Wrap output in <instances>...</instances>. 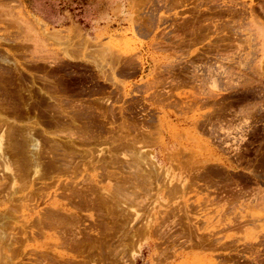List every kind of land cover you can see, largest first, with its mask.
<instances>
[{"label":"rangeland","instance_id":"rangeland-1","mask_svg":"<svg viewBox=\"0 0 264 264\" xmlns=\"http://www.w3.org/2000/svg\"><path fill=\"white\" fill-rule=\"evenodd\" d=\"M261 27L264 0H0V144L12 166L0 160V212L13 211L0 218V264H264ZM30 136L45 180L22 167ZM52 159L70 167L59 173ZM60 184L76 196L56 200L71 199L85 224L27 229L10 244L23 205L47 207L28 198L31 186L52 201Z\"/></svg>","mask_w":264,"mask_h":264},{"label":"bare ground","instance_id":"bare-ground-1","mask_svg":"<svg viewBox=\"0 0 264 264\" xmlns=\"http://www.w3.org/2000/svg\"><path fill=\"white\" fill-rule=\"evenodd\" d=\"M229 8V7H228ZM231 9H233V7L231 8ZM224 10V9H223ZM222 10V11H223ZM222 11H221V14H222ZM232 11H235V10H232ZM237 11V12H236ZM236 11L235 12H231L232 13V18L233 19H236V23H238V27H239V29L241 30V29H243L244 28V30L246 31V30H249L250 32L251 31H254V28H253V26H254V24L251 22H249L250 23V26H249V28L248 27H245V23L244 24H242V22H243V16H241V12L240 13H238V9H236ZM217 13V12H216ZM216 13L214 14V15H216ZM225 13H223L222 15H220L219 13L217 14V16H214L215 18L216 17H219V20L221 19L220 18V16L222 17L223 15H224ZM219 15V16H218ZM213 17V18H214ZM230 17V16H229ZM199 18V17H198ZM212 18V19H213ZM200 20V19H199ZM198 20V21H199ZM209 20H211V19H209ZM253 20V19H252ZM197 21V20H196ZM211 21H213V20H211ZM254 22V21H253ZM258 22V21H257ZM248 23V22H247ZM247 26L249 25V24H246ZM33 26V25H32ZM31 26V27H32ZM221 26V25H220ZM255 26H256V24H255ZM35 27V26H34ZM237 27V28H238ZM257 27V26H256ZM29 28V27H28ZM221 28H223V27H221ZM224 29V28H223ZM236 29V28H235ZM260 30V33H258L260 36H261V38L262 37H264V27H261V28H259ZM236 30H238V29H236ZM239 30V31H240ZM209 31V30H208ZM219 31V30H218ZM257 31V30H256ZM256 31H255V33H256ZM74 32V31H73ZM244 31L242 30V33H243ZM248 32V31H247ZM57 33V32H56ZM249 33V32H248ZM252 33V32H251ZM250 33V34H251ZM60 33H57V35L56 36H58ZM250 34H249V36H250ZM47 35V34H46ZM45 36V35H44ZM53 36V35H52ZM62 36V35H61ZM60 36V37H61ZM55 37V36H54ZM78 37V36H77ZM256 37H258V35L256 36ZM72 38V37H71ZM250 38V37H249ZM249 38H248V40H249ZM55 39V38H54ZM58 39V38H57ZM63 39V38H62ZM61 40V39H60ZM58 41V40H57ZM249 42V41H248ZM36 94V93H35ZM29 96H32V95H30L29 94ZM31 99H34V98H31ZM30 99V100H31ZM29 100V101H30ZM28 103V102H27ZM60 103V102H59ZM60 105V104H59ZM28 106V105H27ZM56 108V107H55ZM59 108V107H58ZM255 108V107H254ZM89 109V108H88ZM251 110V109H250ZM58 111V110H57ZM88 111V110H87ZM241 111H242V109H241ZM247 111V110H246ZM56 112V111H55ZM243 112V111H242ZM248 112V111H247ZM245 113V112H244ZM248 114V113H247ZM246 115V114H245ZM244 115V116H245ZM246 117V116H245ZM218 121V120H217ZM68 135V134H67ZM28 136H29V134H28ZM23 138V137H22ZM25 138V137H24ZM23 138V139H24ZM50 139V138H49ZM72 139H74V138H72ZM123 139V138H122ZM121 139V140H122ZM14 140H16V139H14ZM38 140V139H37ZM40 140V139H39ZM38 140V141H39ZM75 140V139H74ZM118 140V139H117ZM2 141H4L3 140V136H1V144H0V160H1V163L3 164V166H4V168L7 170V171H10V168H12V166L9 168V166H8V160H7V156L8 155H6V151L2 148ZM13 141V140H12ZM11 141V142H12ZM43 141V140H42ZM132 141V140H131ZM16 142V141H15ZM14 142V143H15ZM40 143V142H39ZM39 143L35 140V139H33V137L32 136H30V138H28V139H24L23 140V142H22V144H21V146L20 147H23V146H26V145H30V147H32V148H34L32 151H30L29 153H30V155L27 157V159H25V161L23 162V165H22V167H23V169L26 171V173L27 174H29V172L32 170V172H33V175L31 176V177H33L34 179H33V181H37V180H45V179H47L48 178V176H47V173L45 172V173H42V171H41V169H40V167H41V165H42V159H43V157L44 156H46V155H42V150H40L39 148H40V146H39ZM49 143V142H48ZM50 144V143H49ZM57 145H58V143H57ZM62 145V144H61ZM16 146V145H15ZM42 147V146H41ZM44 147V146H43ZM132 148H133V146H131ZM16 148V147H15ZM15 148H14V150H15ZM45 148V147H44ZM47 148V147H46ZM56 148L57 149H59V148H61V147H57L56 146ZM7 149V148H6ZM17 149V148H16ZM43 149V148H42ZM23 150V149H22ZM24 151V150H23ZM54 151V150H53ZM62 151V150H61ZM63 151H65V149L63 150ZM68 151V150H67ZM70 152V151H69ZM72 152V151H71ZM67 153V152H66ZM25 154H26V152H25ZM86 154H88V153H86ZM91 153H89V155H90ZM49 155V154H48ZM47 155V156H48ZM43 156V157H42ZM50 156V155H49ZM77 156V155H76ZM79 156V155H78ZM92 156V155H91ZM59 157V156H58ZM112 157V156H111ZM54 158H55V156H54ZM56 158H57V156H56ZM67 158H69V157H67ZM70 159V158H69ZM78 159H79V157H78ZM82 159V158H81ZM80 159V160H81ZM58 160H59V158H58ZM77 160V159H76ZM75 160V161H76ZM101 160V159H100ZM57 160L56 159H52V161H50V163H49V167H51V168H53V169H57L58 171L57 172H59V173H62V172H64V171H66V169H68L69 167H70V165L68 164H64L62 167H61V165L60 166H57L55 163H57L56 162ZM149 161V160H148ZM60 162H62L63 163V161H60ZM80 162V161H79ZM117 162V161H116ZM121 162V161H120ZM91 163V162H90ZM106 163V162H105ZM146 163V162H145ZM79 164V163H78ZM111 164V163H110ZM116 164V163H115ZM121 164V163H120ZM141 164V163H140ZM104 165V163L102 164V166ZM139 166V165H138ZM79 169V168H78ZM103 169V168H102ZM133 169H135V168H133ZM23 170V171H24ZM130 169H128V171H129ZM154 170H156V168L154 169ZM69 171V170H68ZM115 171V170H114ZM148 171H151V170H148ZM157 171V170H156ZM156 171H155V173H156ZM71 172V170L68 172V173H70ZM77 172V171H76ZM129 172H131V171H129ZM137 172H138V174H139V170L138 171H136L135 173H136V175H137ZM152 172V171H151ZM150 172V173H151ZM66 173V172H65ZM71 173H74V171L73 172H71ZM105 173V172H104ZM122 173V172H121ZM143 173V172H142ZM142 173H140L141 175L139 176L138 175V177L137 176H135V177H137V180L138 179H140V178H143V177H141V176H146L145 174H142ZM53 174H54V172H53ZM75 174V173H74ZM101 174V173H100ZM107 174H108V172H107ZM106 174V175H107ZM111 174V175H110ZM117 173H115V175H116ZM152 174V173H151ZM22 175V174H21ZM20 175V176H21ZM24 175V174H23ZM52 175V174H51ZM113 175V173L111 172H109V176H112ZM122 175H124V174H122ZM130 175V174H129ZM148 175V174H147ZM196 175V174H195ZM28 176V175H27ZM70 176H71V174H70ZM70 176H68V177H70ZM104 176V175H103ZM127 176V175H126ZM14 177V176H13ZM22 177H25V176H21V178ZM102 177V176H101ZM122 177V176H121ZM129 177V176H128ZM140 177V178H139ZM14 178H17V177H14ZM13 178V179H14ZM29 178V177H28ZM53 178H55V176L54 177H50L49 179L51 180V179H53ZM120 178V177H119ZM119 178L116 180L117 182H119ZM124 178H126L125 176H124ZM146 178V180L145 181H147V178H148V176L147 177H145ZM144 178V179H145ZM18 179H20L19 177H18ZM17 179V180H18ZM26 179V178H25ZM24 179V180H25ZM114 179V178H113ZM128 179V178H127ZM21 180V179H20ZM19 180V181H20ZM27 180V179H26ZM149 180V179H148ZM18 181V182H19ZM114 181V180H113ZM127 181V180H126ZM139 181V180H138ZM63 182V181H62ZM83 182V181H82ZM136 182V181H135ZM148 182V181H147ZM8 183V182H7ZM84 183V182H83ZM92 183V182H91ZM125 183V182H124ZM127 183V182H126ZM126 183L124 184V185H126ZM144 183H146V182H144ZM30 184V183H29ZM44 184V183H43ZM47 184V183H46ZM67 184H69V183H67ZM87 184H88V182H87ZM87 184H85V187L87 186ZM122 184V185H121ZM168 184V183H167ZM116 185L118 186V185H120V187H122L123 186V183H116ZM115 185V186H116ZM151 185V184H150ZM0 193L1 192H3L4 191V187L3 186H5V183H2V185L0 184ZM22 186V185H21ZM93 186V185H92ZM168 186V185H167ZM84 187V188H85ZM96 187H97V185H96ZM120 187H117V189H119L118 191H116L117 189L116 188H114V190L116 191H111L112 192V194H113V196H112V194H111V192L110 193H107L108 195L109 194H111V197L110 196H108L107 195V197H110V198H112L113 199V197H114V194H118V192L120 191V193H121V190H122V188L120 189ZM71 188V187H70ZM77 188V187H76ZM76 188H73V189H76ZM98 189H99V187H97ZM113 188V187H112ZM126 188V187H125ZM197 188V187H196ZM11 189V188H10ZM48 189V188H47ZM46 189V190H47ZM62 189V192L61 193H59V191ZM89 189L90 188H88L87 190L89 191ZM93 189H95L94 187H93ZM239 189V188H238ZM21 190V189H20ZM20 190H18V191H20ZM25 190V189H24ZM66 190H68V188H67V185H65L64 187H61V184L59 185V186H56V188H55V190H54V192H53V194H51L52 195V197H53V200L52 201H50V199H51V197H50V195L49 194H44V193H41L40 191L38 192V191H35V189H33V186H31V189H30V191H29V194L27 195L28 196V198L31 200V201H35L36 199H37V202L38 201H41L42 203H43V205H45V206H47L45 209H43L44 210V212L43 213H41V210H39V211H36L34 208L33 209H30L29 208V205H26V204H24L23 205V210H22V216L20 217L22 220V224L19 226V227H17L18 228V233H16V234H14L12 237H11V239L9 238V243L10 244H12V245H16V244H18L19 242H21L20 241V237H21V239L22 238H24V236L26 235V233H27V229H29L31 232V235H34L35 233H34V231L32 230L33 228H37V230H39L38 228H39V226H43V228L44 227H46V228H50V229H59L60 227H62V226H65L66 224H67V221L68 220H72V221H76L75 222V224L77 223V224H82V223H80V221L82 220V219H80V217L77 215V212H73L72 211V209L71 208H69L68 207V205L69 204H72V200L71 199H68V203H60V202H58L57 200H56V198H57V196L58 195H61V196H65V197H67V198H72V199H74L73 197L74 196H76V194L75 193H71V194H66ZM72 190V188L70 189V191ZM92 190V189H91ZM100 190V192L102 191V188H100L99 189ZM128 190V189H127ZM230 190V189H229ZM248 191V190H247ZM246 191V192H247ZM235 192H237V191H235ZM239 192H241V191H239ZM256 192H257V190H256ZM11 193H13L14 195H17L18 193H17V190H15L14 189V187H12V192ZM17 193V194H16ZM20 193V192H19ZM96 192H94V193H92V195L93 194H95ZM104 194V193H103ZM167 194V193H166ZM225 194V193H224ZM237 194H238V192H237ZM101 195H102V192L98 195L99 197H101ZM119 195V194H118ZM171 195H173V194H171ZM230 195V194H229ZM27 196H24V197H26L27 198ZM78 196V198H79V203L81 204V206H94V204L96 203H94L93 201H91V200H89L88 201V197L86 198L85 197V195H77ZM103 197H104V195H102ZM23 197V196H22ZM23 197V198H24ZM116 197H117V200H115L116 198H114L113 200L112 199H110V198H108V199H110V202H111V200H112V203H115V206L117 207L118 205H119V203H117V202H113L114 200L115 201H119L120 200V198L121 197H123V196H117L116 195ZM95 198V197H94ZM102 198V197H101ZM171 198V197H170ZM254 198V197H253ZM22 198H18V199H15V198H10V199H8V203L7 204H9V205H12V203H14L15 202V200L16 201H20ZM76 199V198H75ZM106 199V198H105ZM4 200V199H3ZM65 200V199H64ZM94 200V199H93ZM101 200H104V198L103 199H101ZM99 201V200H98ZM108 202L107 200H104L103 201V203L105 204V205H107L106 204V202ZM226 202V201H225ZM2 203H5L4 201L2 202ZM1 203V205H3ZM39 203V202H38ZM116 203L118 204V205H116ZM234 203V202H233ZM7 204H4V207H6L7 206ZM103 204V205H104ZM232 204V203H231ZM251 205V204H250ZM123 206V205H122ZM104 207V206H103ZM119 207V206H118ZM117 207V208H118ZM121 207V206H120ZM120 207H119V209H120ZM98 208H100V207H98ZM105 208H107L106 206H105ZM108 208H109V206H108ZM95 209V208H94ZM99 210V209H98ZM101 211H102V209H100ZM106 210H109V209H106ZM106 210H105V212H106ZM115 210H116V208H115ZM21 211V210H20ZM111 211H112V209H111ZM125 211V210H124ZM15 212V211H14ZM88 212V211H87ZM105 212H103V213H105ZM98 213H101L100 211H98ZM108 213V212H107ZM113 212H111V213H109V214H112ZM122 213V212H121ZM12 214H13V211L11 212L10 210H9V208L7 209V210H5V211H3V212H0V218H7V219H10L11 218V216H12ZM33 214H36L37 216L36 217H38L37 218V221H35L36 220V217H34V219H31V217H32V215ZM42 214V217L40 216ZM119 214V213H118ZM117 214V215H118ZM125 214V213H124ZM124 214H122V215H124ZM97 215V214H96ZM104 215V214H103ZM102 215V216H103ZM114 215V214H113ZM112 215V216H113ZM121 215V216H122ZM127 215H128V213H127ZM126 215V216H127ZM111 216V215H110ZM112 216H111V221H112ZM125 216V217H126ZM128 217V216H127ZM126 217V218H127ZM114 218V217H113ZM118 218V217H117ZM115 219H116V217H115ZM114 219V220H115ZM121 220H123L122 218H120ZM117 220V219H116ZM126 220V219H125ZM124 220V221H125ZM235 220V219H234ZM83 221V220H82ZM81 221V222H82ZM126 222V224H127V221H125ZM124 222V223H125ZM20 223V222H19ZM83 223H84V221H83ZM74 224V223H73ZM74 224V227L75 226H77V225H75ZM85 224V223H84ZM118 224H119V222H118ZM129 224V223H128ZM124 225V224H123ZM239 225V224H238ZM6 226V225H5ZM81 226V225H80ZM119 226V225H118ZM241 226V225H240ZM2 227H4V226H2ZM10 227V226H9ZM72 227H73V225H72ZM90 227V226H89ZM76 228V227H75ZM77 228L79 229V226H77ZM77 228H76V230H77ZM84 228V227H83ZM82 228V229H83ZM91 228V227H90ZM120 228V227H119ZM121 228H122V226H121ZM124 228V227H123ZM131 228V227H130ZM5 229V228H4ZM3 229V230H4ZM65 229H67V225H66V228ZM111 229H113V227L111 228ZM116 229V228H115ZM128 229V228H127ZM2 230V231H3ZM45 230V229H44ZM72 230V229H71ZM70 230V231H71ZM87 230V229H86ZM89 230V229H88ZM55 231V230H54ZM64 231V230H63ZM67 231V230H66ZM65 231V232H66ZM81 231V230H80ZM5 232V231H4ZM56 232V231H55ZM65 232L63 233V235L64 236H69V234H71L72 235V232H73V230L71 231V233H69L68 235H65ZM74 232L76 233V231L74 230ZM73 232V233H74ZM77 232L79 233V236H80V233L81 232H79L78 230H77ZM85 232V231H84ZM87 232V231H86ZM113 232H114V230H113ZM118 232H119V230H118ZM128 232H130V231H128ZM135 232V231H134ZM62 233V232H61ZM68 233V232H67ZM88 233V232H87ZM127 233V232H126ZM132 234H133V231L131 232ZM130 233V234H131ZM56 234V233H55ZM82 234V233H81ZM89 234V233H88ZM91 234V233H90ZM115 234V233H114ZM120 234V233H119ZM118 234V235H119ZM51 235V234H50ZM74 235V234H73ZM118 235H116V236H118ZM127 235V234H126ZM126 235H125V237H126ZM134 235V234H133ZM63 236V237H64ZM78 236V237H79ZM52 237H53V235H52ZM56 237V236H55ZM70 237V236H69ZM72 237H74V236H72ZM121 237V236H120ZM120 237H118V238H120ZM201 237V236H200ZM212 237V236H211ZM75 238H77V236L75 237ZM109 238V237H108ZM122 238H124V237H122ZM69 240H66V241H64V244H67L66 246H68V245H70V246H72V248L75 246V245H78L77 244V241H76V239H70V238H68ZM6 240H8L7 238H6ZM24 240V239H23ZM51 240V239H50ZM58 240V239H57ZM84 240V239H83ZM111 240H113V239H111ZM3 241V240H2ZM54 241H55V239H54ZM106 241V240H105ZM23 242V241H22ZM56 242V241H55ZM3 244H7V242L5 241H3L2 242ZM2 244V247H1V249L2 248H5V245H3ZM64 244H63V246H64ZM73 244H75V245H73ZM81 244V243H80ZM234 244V243H233ZM55 245L58 247V246H60L61 245V243H59V242H56L55 243ZM55 245H53V246H55ZM92 245V244H91ZM193 245V244H192ZM254 245V244H253ZM7 246V245H6ZM93 246V245H92ZM95 246V245H94ZM93 246V247H94ZM25 247V246H24ZM69 247H67V249H68ZM82 248V247H81ZM253 248V247H252ZM66 249V250H67ZM70 249V248H69ZM78 249H79V247H78ZM100 249V248H99ZM107 249H110V248H107ZM106 249V250H107ZM65 250V249H64ZM6 251V250H5ZM23 251V250H22ZM35 251V250H34ZM49 251V250H48ZM54 251V256L55 257H53V258H56V260L57 259H63L64 258V254H62V253H60V252H55V250H53ZM73 251V250H72ZM80 251V250H79ZM109 251V250H108ZM249 251V250H248ZM21 252V251H20ZM19 251L17 252V253H20ZM28 252V251H27ZM68 252H71V251H69L68 250ZM99 252H101L102 253V251H101V249H100V251ZM99 252H97V254H100ZM246 252V251H245ZM78 253V252H77ZM3 254V253H2ZM79 254H80V252H79ZM86 253H84V255H85ZM252 254V253H251ZM7 255V254H6ZM19 255V254H18ZM47 256V255H46ZM96 256V255H95ZM94 256V257H95ZM99 256V255H98ZM122 256V255H121ZM83 258H84V256H82ZM44 258H46V257H44ZM99 258H101V257H99ZM98 258V259H99ZM115 258V257H114ZM64 259H66V258H64ZM89 260H91L90 259V257L88 258ZM102 259V258H101ZM100 259V260H101ZM113 259V258H112ZM10 260V259H9ZM36 260V259H35ZM40 260V259H39ZM42 260H45L46 262L45 263H47V258L46 259H42L41 258V261ZM54 260V259H53ZM67 260V259H66ZM71 260V259H70ZM73 260V259H72ZM80 260V259H79ZM83 260V259H82ZM81 260V262H83V261H85V260H83L82 261ZM110 260V259H109ZM109 260H106V261H109ZM6 261H8V260H6ZM37 261V260H36ZM58 261V260H57ZM87 262H88V260H86ZM92 261V260H91ZM38 262V261H37ZM42 262H44V261H42ZM65 262V261H64ZM93 262V261H92ZM39 263V262H38ZM63 263V262H62ZM61 263V264H62ZM85 263V262H84ZM89 263H90V261H89ZM114 263V262H113ZM8 264H10V262L8 263ZM39 264H41V263H39ZM44 264V263H43ZM91 264V263H90ZM96 264V263H95Z\"/></svg>","mask_w":264,"mask_h":264}]
</instances>
